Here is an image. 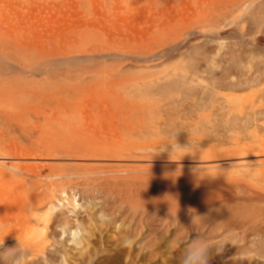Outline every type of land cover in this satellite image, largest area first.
Wrapping results in <instances>:
<instances>
[{"label": "rangeland", "instance_id": "obj_1", "mask_svg": "<svg viewBox=\"0 0 264 264\" xmlns=\"http://www.w3.org/2000/svg\"><path fill=\"white\" fill-rule=\"evenodd\" d=\"M0 44V264H264V0H0Z\"/></svg>", "mask_w": 264, "mask_h": 264}, {"label": "bare ground", "instance_id": "obj_2", "mask_svg": "<svg viewBox=\"0 0 264 264\" xmlns=\"http://www.w3.org/2000/svg\"><path fill=\"white\" fill-rule=\"evenodd\" d=\"M5 45H7L6 43H4ZM4 44H0V54L1 55H3L5 58H9V57H11V54L9 53V48H8V46H5ZM73 56V55H72ZM35 58V57H34ZM34 62H36L37 63V65H38V69L39 70H42V71H45V72H48V71H50V70H53V68H57L60 64L58 63V64H56V63H54L52 60H47V59H43V60H37L36 61V59H35V61ZM72 75V74H71ZM1 82V81H0ZM4 82H9L8 80L7 81H4ZM10 83V82H9ZM18 85V84H17ZM16 85V86H17ZM5 88V87H4ZM8 89H9V87H8ZM53 90V89H52ZM65 90H69L68 88H66ZM66 92V91H65ZM5 93V92H4ZM67 93H68V91H67ZM6 94V93H5ZM23 94V93H22ZM13 95L16 97V95L17 94H14L13 93ZM12 95V96H13ZM8 96V95H7ZM14 97V98H15ZM14 98H12V99H14ZM16 98H18V96L16 97ZM22 98H23V96H22ZM19 100V99H18ZM17 99H15L14 100V102L16 103V101H18ZM22 100V99H21ZM19 103V102H18ZM49 145V144H48ZM174 149V148H173ZM172 149V150H173ZM47 150H48V152H49V154H47V156H46V158L47 159H49V160H51V159H57V158H60L62 155L61 154H59V153H56V148H55V145L53 146V145H50V146H48L47 147ZM77 150V149H76ZM171 150V151H172ZM45 151V150H44ZM169 151V150H168ZM251 152H245V153H240V154H236V155H240V156H243V157H245L246 155H248V157L246 156L245 158H242L241 157V159H235V155H234V157L232 156L231 158H234V160L235 161H233V162H235V164L236 165H238V164H240V165H245V164H242V163H249V162H257V161H259V159H258V155L260 156V155H264V151H261V152H254V154L253 155H251L250 154ZM253 153V152H252ZM178 154H179V152H178ZM188 155H190V154H188ZM249 155H251V156H249ZM42 156V155H41ZM64 156V155H63ZM194 156V155H193ZM240 156H238V157H236V158H239ZM68 156H66V158H67ZM112 157V156H111ZM117 157H119V156H117ZM45 158V159H46ZM65 158V159H66ZM120 158V157H119ZM121 158H122V155H121ZM143 157H141V159H142ZM166 158H168V161H171V159H172V161H175V160H173L174 158L172 157V158H170V160H169V157H166ZM176 158V157H175ZM183 157H180L179 159H182ZM188 158H190V157H188ZM264 158V157H263ZM82 159V158H81ZM143 159H145V158H143ZM177 159V158H176ZM179 159H177L178 161H179ZM183 159H185V158H183ZM191 159V158H190ZM194 159V157L192 158V160ZM201 159V158H200ZM207 159H209L208 157H207ZM210 159H212L211 157H210ZM230 159V158H229ZM117 160V159H116ZM131 160V159H130ZM138 160H140V159H138ZM157 160V159H156ZM159 160V159H158ZM161 161H165V159H160ZM189 160V159H188ZM213 160V159H212ZM141 161V160H140ZM167 161V160H166ZM167 161V162H168ZM182 161V160H181ZM181 161H179V163L181 162ZM194 161L196 162V160L194 159ZM199 161H201V160H199ZM122 162H127L128 163V161L126 160V159H124V160H122ZM130 162V161H129ZM137 162V161H136ZM152 162V161H151ZM187 162V161H186ZM133 164H134V162H132ZM170 163V162H169ZM185 163V162H184ZM218 163V162H217ZM262 163V162H261ZM160 164H162V163H160ZM168 164V163H167ZM177 164V163H176ZM176 164H172V165H174V166H176V167H174L176 170H183L185 167L184 166H179V164L178 165H176ZM187 163H185V165H186ZM198 164H200V167H202V168H209V167H212V166H215V164L212 162V161H210V162H206V161H204L203 162V160H202V163H197V165ZM230 164H232L231 162H230ZM251 164H254V163H251ZM250 164V165H251ZM256 164V163H255ZM264 164V163H263ZM182 165H184V164H182ZM188 166H189V164H187ZM191 165H193V164H191ZM162 166H163V169L165 170V166H164V164H162ZM179 168H178V167ZM199 166V165H198ZM198 166H196V168H198ZM120 168H121V165L119 166ZM191 167V166H190ZM199 167V168H200ZM216 167V166H215ZM214 167V168H215ZM220 167V166H219ZM157 168H160V170L158 171V172H160V171H162L161 170V166L160 167H157ZM174 168H172V170L174 169ZM187 168V167H186ZM193 169H195V167H192ZM191 168V169H192ZM202 168H200V169H202ZM168 169H170V167L168 168ZM168 169L167 170H165V171H168ZM173 170L174 172L176 171V170ZM189 169V168H188ZM190 169V170H191ZM199 169V170H200ZM256 169V168H255ZM156 170H158V169H156ZM251 170V169H250ZM115 171V170H114ZM129 171V170H128ZM138 171V170H137ZM165 171H163V172H165ZM170 171H171V169H170ZM184 171H186L185 169H184ZM196 171H198V169H196ZM118 172H121V173H123V171H117L116 172V174H114V173H112V172H110L109 174H113L114 176H116V177H118L119 176V178L117 179V180H119V179H121L120 181H123L124 183H125V181H127V180H129V178H130V180L133 178H135V180L137 179V182L136 183H138V184H135V181L133 180L132 181V184L130 183H128V182H126L125 183V185L127 186L128 185V191H130L131 193L130 194H133L134 192H136L137 193V195L138 196H140L139 194H138V192H144V196L142 195V196H140V197H142V199L143 198H148V199H150V201H151V203H153V204H159L160 202H162V203H164V205H166V206H168V208H175L176 206H178L179 205V203H181V200H183V198H185V199H187V198H190V199H192V197H195L196 195V193H198V192H196L195 194L194 193H192L191 191H192V189H193V187H194V185H193V187L191 188V185H187V187L188 186H190V187H188L189 188V191H188V189L186 188H183V185H182V183L184 182V183H186L187 181L185 180V181H181V185H182V187L180 186V182H178L179 180L178 179H176V180H178V181H176V180H172L171 181V178H169L168 179V181H165V180H162V179H155V178H153V177H151V176H155L156 174H151V176H150V174H149V176L147 177V176H145V177H143L144 175H146V174H138V175H140L139 177H140V179H139V177H124V175L122 176V174L121 173H119V174H121V175H117V173ZM134 172V171H133ZM155 172V171H154ZM169 172V171H168ZM108 173V172H107ZM107 173H104V175L105 174H107ZM126 173V172H125ZM132 173V172H131ZM187 173V172H186ZM103 174V173H102ZM111 174V175H112ZM158 174H162V173H158ZM192 175V174H191ZM161 177V176H160ZM115 178V177H114ZM181 178H184V177H181ZM186 178V177H185ZM127 179V180H126ZM139 179V180H138ZM173 179V178H172ZM187 179V178H186ZM115 180H116V178H115ZM170 180V181H169ZM139 181L141 182V184L139 185ZM129 182H131V181H129ZM188 182H190L189 181V179H188ZM179 183V184H178ZM187 184V183H186ZM191 184H192V182H191ZM143 186H145V188L143 189ZM204 186V185H203ZM142 188V189H141ZM148 188V189H147ZM190 188H191V191H190ZM144 190H146V191H144ZM197 191H199L198 189H196ZM195 190V188L193 189V191L195 192L196 191ZM211 191V190H210ZM189 192V193H188ZM191 192V193H190ZM201 192V191H200ZM206 192V191H205ZM234 192V191H233ZM125 194H127V193H125ZM194 194V195H193ZM206 195V194H205ZM127 196V195H126ZM207 196V195H206ZM195 198H198V197H195ZM144 200V199H143ZM145 200H147V199H145ZM149 201V200H148ZM132 204V203H131ZM191 204H192V207H194L195 209H198V208H200V207H202V204H200V203H198V201L196 202V199H195V201H193V199H192V201H191ZM186 206V205H185ZM183 207V206H182ZM178 210V209H177ZM195 213V212H194ZM198 216V215H197ZM206 218V217H205ZM246 229V228H245ZM260 229V228H259ZM264 229V228H263Z\"/></svg>", "mask_w": 264, "mask_h": 264}, {"label": "clouds", "instance_id": "obj_3", "mask_svg": "<svg viewBox=\"0 0 264 264\" xmlns=\"http://www.w3.org/2000/svg\"><path fill=\"white\" fill-rule=\"evenodd\" d=\"M201 259H203V264H207V257L205 253L203 252L189 253L185 257L184 264H192V262H194V264H201Z\"/></svg>", "mask_w": 264, "mask_h": 264}]
</instances>
